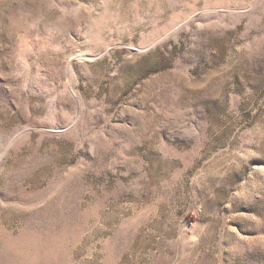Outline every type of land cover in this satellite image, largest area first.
Returning <instances> with one entry per match:
<instances>
[{
	"label": "rangeland",
	"instance_id": "1",
	"mask_svg": "<svg viewBox=\"0 0 264 264\" xmlns=\"http://www.w3.org/2000/svg\"><path fill=\"white\" fill-rule=\"evenodd\" d=\"M0 264H264V0H0Z\"/></svg>",
	"mask_w": 264,
	"mask_h": 264
}]
</instances>
